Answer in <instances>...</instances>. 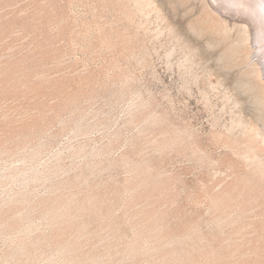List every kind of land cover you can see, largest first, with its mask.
I'll list each match as a JSON object with an SVG mask.
<instances>
[{
  "label": "rangeland",
  "instance_id": "1",
  "mask_svg": "<svg viewBox=\"0 0 264 264\" xmlns=\"http://www.w3.org/2000/svg\"><path fill=\"white\" fill-rule=\"evenodd\" d=\"M214 8L0 0V264H264L262 63Z\"/></svg>",
  "mask_w": 264,
  "mask_h": 264
},
{
  "label": "bare ground",
  "instance_id": "2",
  "mask_svg": "<svg viewBox=\"0 0 264 264\" xmlns=\"http://www.w3.org/2000/svg\"><path fill=\"white\" fill-rule=\"evenodd\" d=\"M207 1V3L208 4H210V5H215V7H216V9L214 8V10H217L216 11V13H218L221 17H224V18H226L227 20H229V21H235L236 22V20H239V21H241V23L243 24V26H244V28L245 29H247V31H248V33L251 35H249L250 37H251V39H252V42L254 43H256V44H258V55H259V57H260V62L262 63V75H264V0H206ZM212 9V8H211ZM3 13H4V11H3ZM4 16V15H3ZM2 17V16H1ZM2 23V22H1ZM0 26H2V25H0ZM255 44V45H256ZM257 47V46H256ZM257 49V48H256ZM36 56V55H35ZM18 61V60H17ZM21 62V61H20ZM9 66V65H8ZM19 67V66H18ZM21 67V66H20ZM42 67V66H41ZM43 68V67H42ZM19 69V68H18ZM27 69H29V68H27ZM23 70V69H22ZM21 70V71H22ZM23 72V71H22ZM39 72V71H38ZM31 74V73H30ZM33 74V73H32ZM26 75V74H25ZM24 75V76H25ZM29 75V74H28ZM27 76V75H26ZM38 76V75H37ZM15 77V76H14ZM36 76H34L33 78H35ZM45 77V76H44ZM264 77V76H263ZM126 78V77H125ZM11 80H12V78H10ZM18 79V78H17ZM26 79V78H25ZM30 79V78H29ZM127 79H129V78H127ZM2 80H3V78H2ZM2 80H1V82H2ZM5 80H6V77H5ZM33 80V79H32ZM36 80H37V78H36ZM123 80H125V79H123ZM8 81H9V79H8ZM7 81V82H8ZM16 81V80H15ZM23 81V80H22ZM29 81V80H28ZM43 82V81H42ZM126 82H127V80H126ZM5 83V82H4ZM29 83V82H28ZM13 84V83H12ZM4 85V84H3ZM23 86V85H22ZM28 87V86H27ZM50 87V86H49ZM6 88V90H7V88H9V86L8 87H5ZM43 89H44V86L42 87ZM56 88V87H55ZM18 90V89H17ZM55 90V89H54ZM39 91H40V89H39ZM45 91H47V90H45ZM52 91H53V89H52ZM41 92V91H40ZM50 92V91H49ZM41 93H43V92H41ZM45 93H47V92H45ZM56 93V92H55ZM13 94V93H12ZM35 94V93H34ZM44 94V93H43ZM43 94H39V95H43ZM50 94V93H49ZM5 95V94H4ZM7 95V94H6ZM12 95H10V97H11ZM47 96V95H46ZM18 97V96H17ZM49 97V96H48ZM3 98V97H2ZM1 98V99H2ZM4 98H5V96H4ZM8 98H9V96H8ZM135 98V97H134ZM18 99V98H17ZM6 100V99H5ZM23 100V99H22ZM134 100V99H133ZM136 100V99H135ZM14 101V100H13ZM18 102V101H17ZM10 103V102H9ZM12 103V102H11ZM21 103V102H20ZM25 103V102H24ZM19 104V103H18ZM20 105V104H19ZM140 105V104H139ZM14 106V105H13ZM17 106V105H16ZM131 106V105H130ZM133 106V105H132ZM131 106V107H132ZM135 106V105H134ZM24 107H26V106H24ZM138 107V106H137ZM3 108V107H2ZM5 108V107H4ZM6 108H7V106H6ZM5 108V109H6ZM10 108V107H9ZM1 109V108H0ZM3 110V109H2ZM7 111V110H6ZM6 111H5V113H6ZM14 111V110H13ZM13 111H11V112H13ZM10 112V113H11ZM137 112V111H136ZM22 113V112H21ZM2 114V113H1ZM0 114V115H1ZM20 114V113H19ZM33 114V113H32ZM128 114H129V112H128ZM9 115V114H8ZM7 115V116H8ZM5 116V115H4ZM155 117V116H154ZM2 118V117H1ZM10 120V119H9ZM6 121V120H5ZM149 121V120H148ZM11 122V121H10ZM17 122V121H16ZM24 122V121H23ZM26 122V121H25ZM7 123V122H6ZM6 123L4 124V125H6ZM15 123V122H14ZM27 123V122H26ZM140 123V122H139ZM148 123V122H147ZM11 125V124H10ZM5 127V126H4ZM6 127H8V126H6ZM5 127V128H6ZM13 127V126H12ZM11 127V128H12ZM10 128V129H11ZM15 128V127H14ZM14 128H13V130H14ZM18 128V127H17ZM2 129H3V127H2ZM1 130V129H0ZM9 130V129H8ZM28 130V129H27ZM5 131V130H4ZM26 131V130H25ZM139 131V130H138ZM1 133H3L2 132V130L0 131ZM6 132V131H5ZM158 132V131H157ZM7 133H8V131H7ZM9 133H11V132H9ZM14 133V132H13ZM151 133V132H150ZM12 134V133H11ZM24 134V133H23ZM159 134V133H158ZM1 135V134H0ZM3 135V134H2ZM258 135V134H257ZM4 136H6L5 134H4ZM138 136V135H137ZM156 137V136H155ZM256 138V137H255ZM4 139V138H3ZM181 139V138H180ZM184 139H187V138H184ZM250 140V139H249ZM13 141V140H12ZM15 141V140H14ZM180 141V140H179ZM256 141V140H255ZM254 141V142H255ZM253 142V143H254ZM262 142H263V140H262ZM180 143V142H179ZM12 144V143H11ZM184 144H186V143H184ZM241 144V143H240ZM246 144H249V143H246ZM263 144V143H262ZM235 145V144H234ZM264 146V145H263ZM235 147V146H234ZM245 148H247V147H245ZM244 148V149H245ZM253 148V147H252ZM249 149V148H248ZM250 149H251V146H250ZM251 150H253V149H251ZM78 152V151H77ZM253 152V151H252ZM32 153V152H31ZM30 153V154H31ZM248 153V152H247ZM251 153V152H250ZM252 155H253V153H251ZM37 155H39V154H37ZM244 155V154H243ZM237 156V155H236ZM254 156V155H253ZM241 157H242V155H241ZM259 157V156H258ZM257 157V158H258ZM262 157V156H261ZM239 158V157H238ZM254 158V159H253ZM252 158V160L250 159V158H248L250 161H253V160H256L255 158L256 157H253ZM29 159V158H28ZM259 159V158H258ZM32 160V159H31ZM246 161H247V159H245ZM244 160V161H245ZM249 160L247 161V163L249 162ZM264 161V160H263ZM256 162V161H255ZM257 162H259L260 163V161H257ZM124 163V162H123ZM246 163V162H245ZM252 163V162H251ZM262 164V163H261ZM252 165V164H251ZM251 165H249V166H251ZM123 166V165H122ZM126 166V164L124 165V167ZM262 166H264V164H262ZM261 166V167H262ZM46 167V166H45ZM48 167V166H47ZM135 167V166H134ZM145 167V166H144ZM257 167V166H256ZM54 168V167H53ZM57 168V167H56ZM55 169V168H54ZM90 169H92V168H90ZM99 169V168H98ZM128 169V168H127ZM256 169V168H255ZM254 169V170H255ZM263 169V168H262ZM261 169V170H262ZM61 170V169H60ZM256 170H258V169H256ZM59 171V170H58ZM90 171V170H89ZM150 171V170H149ZM263 171V170H262ZM60 172V171H59ZM257 172V171H256ZM62 173V172H61ZM61 173H59V174H61ZM98 173V172H97ZM259 173H260V171H259ZM263 173V172H262ZM261 173V174H262ZM96 174V173H95ZM154 174V173H153ZM258 174V173H257ZM260 174V175H261ZM51 175H52V173H51ZM158 175H159V173H158ZM39 176V175H38ZM48 176V175H47ZM144 176V175H143ZM147 176V175H146ZM161 176V175H160ZM262 176V175H261ZM35 177V176H34ZM42 177V176H41ZM53 177H55V176H53ZM153 177V176H152ZM43 178V177H42ZM48 178V177H47ZM63 178V177H62ZM62 178L60 179V180H62ZM65 178V177H64ZM256 178V177H255ZM35 179V178H34ZM49 179V178H48ZM51 179V178H50ZM55 179V178H54ZM138 179V178H137ZM158 179V178H157ZM257 179V178H256ZM262 179V178H261ZM260 179V181H262ZM31 180H33V179H31ZM41 180V179H40ZM40 180H38V181H40ZM57 180V179H56ZM136 180V179H135ZM242 180H244V179H242ZM34 181V180H33ZM33 181H31L32 183H33ZM37 181V182H38ZM42 181V180H41ZM48 181V180H47ZM51 181V180H50ZM50 181H49V184H50ZM150 181H151V179H150ZM154 181V180H153ZM155 181H157V180H155ZM233 181H235L234 179H233ZM256 181V180H255ZM254 181V182H255ZM258 181V180H257ZM36 182V181H35ZM43 182V181H42ZM52 182H53V179H52ZM149 181H147V183H148ZM152 182V181H151ZM244 183H245V181H243ZM252 183V186H254L253 184H255V183H258V182H255V183ZM59 183V182H58ZM225 183H227V182H225ZM224 183V184H225ZM242 183V182H241ZM243 183V184H244ZM42 184V183H41ZM48 184V185H49ZM259 184V183H258ZM32 185V184H31ZM226 185V184H225ZM242 185V184H241ZM263 185V184H262ZM261 185V186H262ZM37 186V185H36ZM54 186V185H53ZM260 186V185H259ZM33 187V186H32ZM50 187V186H49ZM145 187V186H144ZM150 187V186H149ZM122 188V187H121ZM67 189V188H66ZM140 189V188H139ZM261 189V188H260ZM264 189V188H263ZM30 190V189H29ZM70 190V189H69ZM19 191V190H18ZM21 191V190H20ZM28 191V190H27ZM34 191V190H33ZM25 192V191H24ZM67 192V191H66ZM165 192V191H164ZM256 192V191H255ZM254 192V193H255ZM34 193V192H33ZM14 194V193H13ZM16 194V193H15ZM19 194V193H18ZM74 194V193H73ZM106 194V193H105ZM104 194V195H105ZM238 194V193H237ZM12 195V194H11ZM19 195H21V194H19ZM27 195V194H26ZM112 195V194H111ZM126 195V194H125ZM261 195H263V193L261 194ZM103 196V195H102ZM223 196H225L224 194H223ZM248 196V195H247ZM260 196V195H259ZM13 197H14V195H13ZM35 197V196H34ZM74 197V196H73ZM164 197V196H163ZM264 197V196H263ZM262 197V198H263ZM32 198V197H31ZM109 198V197H108ZM107 198V199H108ZM10 199V198H9ZM121 199V198H120ZM3 200H6V198L5 199H3ZM2 200V201H3ZM11 200V199H10ZM13 200V199H12ZM32 200V199H31ZM1 201V202H2ZM7 201V200H6ZM71 201V200H70ZM91 201V200H90ZM96 201V200H95ZM145 202V201H144ZM10 203V202H9ZM68 203V202H67ZM70 203V202H69ZM80 204V203H79ZM19 205V204H18ZM67 206V205H66ZM119 206V205H118ZM117 206V207H118ZM65 207V206H64ZM237 208V207H236ZM62 209H64V208H62ZM136 209V208H135ZM60 210H61V208H60ZM68 210V209H67ZM133 210V209H132ZM24 212V211H23ZM54 213V212H53ZM56 213V212H55ZM54 213V214H55ZM29 214V213H28ZM56 215V214H55ZM91 215V214H90ZM50 216V215H49ZM54 217V216H53ZM48 218V217H47ZM216 218V217H215ZM78 219V218H77ZM131 219V218H130ZM28 220V219H27ZM125 220V219H124ZM113 221V220H112ZM242 221V220H241ZM73 222V221H72ZM238 222V221H237ZM129 223V222H128ZM235 223V222H234ZM61 224V223H60ZM24 225V224H23ZM116 225V224H115ZM230 225V224H229ZM1 226H2V224H1ZM22 226V225H21ZM20 226V227H21ZM134 228V227H133ZM230 228V227H229ZM149 230V229H148ZM159 231V230H158ZM137 232V231H136ZM127 233H129V232H127ZM2 234V233H1ZM130 234V233H129ZM190 234V233H189ZM123 235V234H122ZM131 235V234H130ZM20 236H22V235H20ZM116 236V235H115ZM134 236V235H133ZM186 236V235H185ZM108 237V236H107ZM121 237V236H120ZM191 237V236H190ZM18 238V237H17ZM32 238V237H31ZM116 238V237H115ZM118 238V237H117ZM136 238V237H135ZM25 239V238H24ZM28 239V238H27ZM106 239V238H105ZM180 239V238H179ZM21 240V239H20ZM111 240V239H110ZM133 240V239H132ZM171 240V239H170ZM178 240V239H177ZM184 240V239H183ZM188 240V239H187ZM19 241V240H18ZM84 241V240H83ZM102 241V240H101ZM100 241V242H101ZM108 241H109V239H108ZM108 241H106V242H108ZM139 241V240H138ZM152 241V240H151ZM150 241V242H151ZM198 241V240H197ZM17 242V241H16ZM21 242V241H20ZM19 242V243H20ZM29 242V241H28ZM97 242V241H96ZM130 242V241H129ZM171 242H172V240H171ZM177 242V241H176ZM196 242V241H195ZM199 242V241H198ZM197 242V243H198ZM15 243V242H14ZM22 243V242H21ZM90 243V242H89ZM131 243V242H130ZM185 243V242H184ZM13 244V243H12ZM17 244V243H16ZM36 244V243H35ZM47 244V243H46ZM167 244V243H166ZM168 244H170V243H168ZM174 244H176V243H174ZM178 244H179V242H178ZM18 245H20V244H18ZM30 245V244H29ZM105 245V244H104ZM103 245V246H104ZM127 245H128V243H127ZM116 246V245H115ZM125 246V245H124ZM129 246H130V244H129ZM169 246V245H168ZM180 246V245H179ZM15 247H17V245L15 246ZM100 247H101V245H100ZM110 247V246H109ZM135 247V246H134ZM139 247V246H138ZM18 248V247H17ZM21 248V247H20ZM39 248V247H38ZM111 248V247H110ZM126 248V247H125ZM162 248V247H161ZM209 248V247H208ZM12 249V248H11ZM98 249V248H97ZM101 249V248H100ZM113 249V248H112ZM22 250V249H21ZM77 250V249H76ZM102 250V249H101ZM104 250V249H103ZM141 250V249H140ZM180 250V249H179ZM19 251V250H18ZM33 251V250H32ZM97 251H99V250H97ZM115 251V250H114ZM145 251H146V248H145ZM176 251V250H175ZM178 251V250H177ZM31 252V251H30ZM46 252V251H45ZM45 252L43 253V254H45ZM54 252V251H53ZM57 252V251H56ZM66 252V251H65ZM73 252V251H72ZM117 252V251H116ZM130 252V251H129ZM180 252H182V250L180 251ZM189 252V251H188ZM187 252V253H188ZM21 253V252H20ZM106 253V252H105ZM110 253V252H109ZM15 254V253H14ZM22 254V253H21ZM20 254V255H21ZM24 254V253H23ZM29 254V253H28ZM27 254V255H28ZM32 254V253H31ZM34 254V253H33ZM32 254V255H33ZM49 254H51V253H49ZM84 254H85V252H84ZM130 254V253H129ZM140 254V253H139ZM181 254V253H180ZM212 254V253H211ZM16 255V254H15ZM40 255V254H39ZM38 255V256H39ZM54 255V254H53ZM116 255V254H115ZM188 255V254H187ZM52 256V255H51ZM55 256H56V254H55ZM59 256V255H58ZM80 256H82V255H80ZM120 256H121V254H120ZM202 256V255H201ZM11 257H12V255H11ZM29 257V256H28ZM34 257V256H33ZM43 257H45V256H43ZM43 257L41 258V259H43ZM52 257H54V256H52ZM51 257V258H52ZM77 257V256H76ZM75 257V258H76ZM87 257V256H86ZM110 257V256H109ZM180 257V256H179ZM215 257H216V255H215ZM219 257V256H218ZM244 257V256H243ZM24 258V257H23ZM58 258V257H57ZM61 258V257H60ZM70 258V257H69ZM79 257H77V259H78ZM107 258H108V256H107ZM125 258V257H124ZM133 258V257H132ZM178 258V257H177ZM186 258V257H185ZM253 258H254V256H253ZM18 259V258H17ZM25 260H26V258H24ZM32 259V258H31ZM35 259V258H34ZM91 259H92V257H91ZM126 259V258H125ZM15 260V259H14ZM13 260V261H14ZM33 260V259H32ZM47 260V262H48V259H46ZM46 260H43L44 262L46 261ZM59 260V259H58ZM101 260V259H100ZM127 260V259H126ZM217 260V259H216ZM16 261V260H15ZM64 261H66V259L64 260ZM89 261H91V260H89ZM88 261V262H89ZM99 261V260H98ZM199 261V260H198ZM197 261V262H198ZM214 261V260H213ZM19 262V261H18ZM37 262V261H36ZM63 261H61V263H62ZM212 262V261H211ZM24 263V262H23ZM56 263V262H55ZM67 263V262H66ZM78 263V262H77ZM76 263V264H77ZM90 263V262H89ZM94 263V262H93ZM99 263V262H98ZM120 263V262H119ZM132 263V262H131ZM20 264V263H19ZM29 264V263H28ZM33 264V263H32ZM47 264V263H46ZM54 264V263H53ZM92 264V263H91ZM112 264H113V262H112ZM145 264V263H144ZM203 264V263H202ZM210 264V263H209Z\"/></svg>",
  "mask_w": 264,
  "mask_h": 264
}]
</instances>
